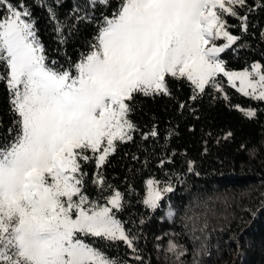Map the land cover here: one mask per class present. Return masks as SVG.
I'll list each match as a JSON object with an SVG mask.
<instances>
[{
	"label": "snow or ice",
	"instance_id": "obj_1",
	"mask_svg": "<svg viewBox=\"0 0 264 264\" xmlns=\"http://www.w3.org/2000/svg\"><path fill=\"white\" fill-rule=\"evenodd\" d=\"M245 4L120 0L73 72L49 65L32 13L21 0H0V63L7 70L0 80H6L17 116L15 136L0 144V264H117L94 246L97 240L122 241L136 251L116 216L124 206L122 194L114 191L103 205L91 201L82 164L95 160L92 183L103 189L99 169L116 142L131 141L137 130L128 118L137 96H170L169 80L186 83L196 100L207 88L221 91L217 76L223 74L233 87L239 81L243 95L264 101L259 63L251 71L231 72L219 58L239 39L227 31L225 15L238 16L236 7ZM49 13L59 33L55 11ZM221 37L227 43L217 46ZM239 110L249 119L257 115L254 109ZM158 183L146 182L143 203L152 210L172 191Z\"/></svg>",
	"mask_w": 264,
	"mask_h": 264
},
{
	"label": "trees",
	"instance_id": "obj_2",
	"mask_svg": "<svg viewBox=\"0 0 264 264\" xmlns=\"http://www.w3.org/2000/svg\"><path fill=\"white\" fill-rule=\"evenodd\" d=\"M21 2L32 13L49 65L73 72L72 66L95 43L104 17L120 4ZM49 8L62 26L59 33ZM236 10L238 16L225 19L227 31L239 39L219 58L228 69L259 62L264 70V0H246ZM6 72L0 63V75ZM217 81L221 91L207 88L196 100L191 88L177 80H169L170 96L138 95L128 117L137 130L131 141L116 142L115 152L99 169L103 189L92 183L98 171L95 160L82 164L91 201L103 205L115 188L122 193L124 206L116 216L136 251L122 241L94 244L117 264H264V101L243 95L223 74ZM10 99L6 80H0V144L15 136L17 116ZM239 109H254L257 115L249 119ZM228 133L232 135L226 139ZM149 177L173 185L155 210L143 203Z\"/></svg>",
	"mask_w": 264,
	"mask_h": 264
},
{
	"label": "rangeland",
	"instance_id": "obj_3",
	"mask_svg": "<svg viewBox=\"0 0 264 264\" xmlns=\"http://www.w3.org/2000/svg\"><path fill=\"white\" fill-rule=\"evenodd\" d=\"M215 43H216V45L217 46H223L225 43H227V41H225V42H223V41H220L219 39H217L216 41H215ZM257 63H259V62H255L254 64H257ZM260 64V63H259ZM226 68V67H225ZM226 70H228V71H231V72H241V71H243V70H245V69H240V70H232V69H228V68H226ZM247 70H249V71H251L252 70V66L250 67V68H247ZM263 70V69H262ZM236 87L238 88L239 87V81L237 80L236 81ZM149 179H153V180H155V181H158L157 179H155L154 177H149V178H147V180H146V182L149 180ZM159 182V181H158ZM166 186H171V188L173 187V185L171 184V183H161V182H159L158 183V185H157V187H159V188H163V187H166ZM114 191H119L120 193H121V191L118 189V188H115L114 189ZM114 191L110 194V195H112L113 193H114ZM122 194V193H121ZM146 194H147V188H145V195H144V199H145V197H146ZM167 193H165L164 195H163V197L166 195ZM110 195H108V196H110ZM107 196V197H108ZM107 197H106V200H107ZM104 204H106V202L104 203ZM117 219H119L118 217H117ZM120 220V219H119ZM121 221V220H120ZM122 222V221H121ZM123 223V222H122ZM124 225V224H123ZM125 227V226H124ZM125 230H126V228H125Z\"/></svg>",
	"mask_w": 264,
	"mask_h": 264
}]
</instances>
